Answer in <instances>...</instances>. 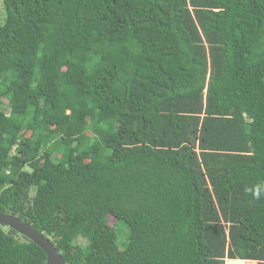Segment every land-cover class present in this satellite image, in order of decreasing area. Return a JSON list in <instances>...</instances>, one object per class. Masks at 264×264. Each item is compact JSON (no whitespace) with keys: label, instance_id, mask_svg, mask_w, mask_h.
<instances>
[{"label":"trees","instance_id":"16d2710c","mask_svg":"<svg viewBox=\"0 0 264 264\" xmlns=\"http://www.w3.org/2000/svg\"><path fill=\"white\" fill-rule=\"evenodd\" d=\"M2 6L1 213L65 264H264V0ZM0 264L46 255L0 225Z\"/></svg>","mask_w":264,"mask_h":264},{"label":"water","instance_id":"95a60500","mask_svg":"<svg viewBox=\"0 0 264 264\" xmlns=\"http://www.w3.org/2000/svg\"><path fill=\"white\" fill-rule=\"evenodd\" d=\"M0 225L13 230L18 235L41 248L46 255V264H65L60 252L56 250L54 245L42 234L36 232L30 224L0 212Z\"/></svg>","mask_w":264,"mask_h":264},{"label":"rangeland","instance_id":"374dc122","mask_svg":"<svg viewBox=\"0 0 264 264\" xmlns=\"http://www.w3.org/2000/svg\"><path fill=\"white\" fill-rule=\"evenodd\" d=\"M4 20V10H3V6H2V0H0V24L3 23ZM3 103H5V101L3 100ZM4 110L6 112H8V108L4 107ZM32 193V192H31ZM109 225L113 224V220L110 219L109 220ZM115 233H116V237H117V244L119 245V247H122V243L124 242L125 237H127V231L124 227H121L120 225H117L115 228ZM76 243H78L79 245H83L85 244V241L81 238H78L76 241ZM225 264H252V263H246V262H241V263H235L233 261L229 262L225 260Z\"/></svg>","mask_w":264,"mask_h":264},{"label":"crops","instance_id":"0c3cea01","mask_svg":"<svg viewBox=\"0 0 264 264\" xmlns=\"http://www.w3.org/2000/svg\"><path fill=\"white\" fill-rule=\"evenodd\" d=\"M239 261L242 262V260H239ZM243 262L256 264L255 262H250V261H243Z\"/></svg>","mask_w":264,"mask_h":264},{"label":"bare ground","instance_id":"6f19581e","mask_svg":"<svg viewBox=\"0 0 264 264\" xmlns=\"http://www.w3.org/2000/svg\"><path fill=\"white\" fill-rule=\"evenodd\" d=\"M229 262H231V261H229ZM233 262H235V263H241L239 260H235Z\"/></svg>","mask_w":264,"mask_h":264},{"label":"clouds","instance_id":"9594fccd","mask_svg":"<svg viewBox=\"0 0 264 264\" xmlns=\"http://www.w3.org/2000/svg\"><path fill=\"white\" fill-rule=\"evenodd\" d=\"M227 261V260H226ZM242 261H245V260H242ZM250 262H255V261H250ZM256 263V262H255Z\"/></svg>","mask_w":264,"mask_h":264}]
</instances>
